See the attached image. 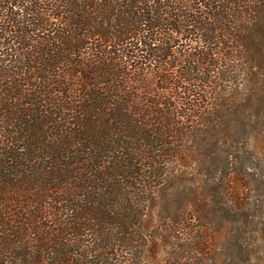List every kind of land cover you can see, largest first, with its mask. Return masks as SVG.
<instances>
[{
	"label": "trees",
	"instance_id": "16d2710c",
	"mask_svg": "<svg viewBox=\"0 0 264 264\" xmlns=\"http://www.w3.org/2000/svg\"><path fill=\"white\" fill-rule=\"evenodd\" d=\"M261 154L264 0H0V264L241 252Z\"/></svg>",
	"mask_w": 264,
	"mask_h": 264
},
{
	"label": "rangeland",
	"instance_id": "374dc122",
	"mask_svg": "<svg viewBox=\"0 0 264 264\" xmlns=\"http://www.w3.org/2000/svg\"><path fill=\"white\" fill-rule=\"evenodd\" d=\"M259 174L262 175L264 173V154H261L259 156ZM262 190L264 191V185L262 186ZM264 194V193H263ZM253 196H257V194H254ZM260 198V213L259 216L254 220V223L252 224V227L247 231L248 234L245 235L247 239L241 240L238 245L241 247V252L239 249L236 247V249L232 250V252L229 250V246L231 245L229 243V232L234 233L235 229H231L228 233H225L221 235L220 238L221 241L214 245L212 242L210 246L212 248V251L209 252L205 256V264H231L232 262L240 263V264H262L259 261H264V233L261 230L262 227L264 226V195H262ZM258 204V203H257ZM252 206L254 207V203H252ZM159 223V220L156 221V224ZM235 228H238V226L241 225L243 228V224H241V221H238L237 223H234ZM154 235V234H153ZM157 235V233H156ZM183 240L189 242L190 240H193L195 237L193 234L192 235H186L185 232L180 235ZM249 238V240H248ZM172 240V239H171ZM253 240L255 246H256V252L258 254V257L261 259L257 260L255 259V256L253 255V247L252 241ZM243 241V242H242ZM193 242V241H192ZM160 243V242H159ZM232 248V246H230ZM246 252V255L245 252ZM231 252V253H230ZM170 253H174L173 255L169 256ZM180 250L176 249L175 247L170 248L169 246H166L164 243L159 244V248L153 249L152 255H148L146 257V263L145 264H168V262H172L171 257L174 255L178 254L180 256ZM247 254L249 257H247ZM185 255V254H184ZM187 256H199L198 253L192 251V254H188ZM211 257V258H210Z\"/></svg>",
	"mask_w": 264,
	"mask_h": 264
}]
</instances>
